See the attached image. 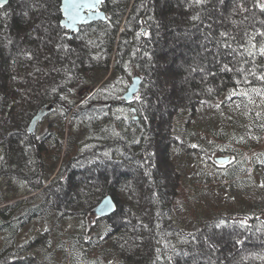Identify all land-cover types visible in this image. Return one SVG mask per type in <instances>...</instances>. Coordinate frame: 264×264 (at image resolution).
Returning <instances> with one entry per match:
<instances>
[{
  "label": "trees",
  "instance_id": "1",
  "mask_svg": "<svg viewBox=\"0 0 264 264\" xmlns=\"http://www.w3.org/2000/svg\"><path fill=\"white\" fill-rule=\"evenodd\" d=\"M61 4L0 5V264H264V0H106L72 37ZM124 64L151 129L82 151L68 113Z\"/></svg>",
  "mask_w": 264,
  "mask_h": 264
},
{
  "label": "rangeland",
  "instance_id": "2",
  "mask_svg": "<svg viewBox=\"0 0 264 264\" xmlns=\"http://www.w3.org/2000/svg\"><path fill=\"white\" fill-rule=\"evenodd\" d=\"M29 11L27 10L28 15L30 14ZM111 72L112 70L110 69V73L100 80L94 89L89 90L85 97L78 98L74 107L68 113L69 122H73L74 129L85 131V138L79 144L82 151L99 144H113L117 140L121 141L120 144L126 142L128 146H135V143L140 141L142 134L149 132L151 129L150 126L148 127L145 124L146 127L141 128V131L139 130V122L141 121L136 109L138 96L129 103H122L123 95L131 84L136 72L142 76L143 74L129 64H124L117 74H111ZM102 84L103 86H101ZM64 108L61 109L64 110ZM71 114H75L74 119L70 118ZM57 115V113L48 115L38 127L37 132L40 133L45 130L50 121ZM113 151L118 153L120 151L125 152L122 146H114L109 153H113ZM54 177L55 175L52 178ZM19 188L18 194L13 198L18 201L19 198L25 200V195L28 192L27 185L20 184ZM31 226L33 228L38 225L31 224L27 226L23 230V234L30 231ZM228 235L226 234L222 238H227ZM11 240L13 239H8L7 243H10ZM19 240V243L24 241L23 238Z\"/></svg>",
  "mask_w": 264,
  "mask_h": 264
},
{
  "label": "water",
  "instance_id": "3",
  "mask_svg": "<svg viewBox=\"0 0 264 264\" xmlns=\"http://www.w3.org/2000/svg\"><path fill=\"white\" fill-rule=\"evenodd\" d=\"M106 0H93L92 8H74L72 4L66 3V0H62L61 11L62 20L61 24L70 31V37L75 33L79 32L84 25H88L94 22H106L108 21V14L102 8L103 3ZM10 0H0V5H8ZM67 9V11L65 10ZM79 12V17L72 21L70 20V14ZM143 83L142 75L136 73L133 77L131 84L129 85L127 91L123 95L122 103H129L135 99V97L140 93L141 86ZM55 110L54 105H46L32 117L29 122V132L32 135L37 134L38 127L44 121V119L50 115ZM232 157L230 155H218L214 158V161L218 165H225L231 161ZM118 205L112 195H106L101 201L93 208L92 214L96 217H108L117 211Z\"/></svg>",
  "mask_w": 264,
  "mask_h": 264
},
{
  "label": "snow or ice",
  "instance_id": "4",
  "mask_svg": "<svg viewBox=\"0 0 264 264\" xmlns=\"http://www.w3.org/2000/svg\"><path fill=\"white\" fill-rule=\"evenodd\" d=\"M96 2H99V0H96ZM66 3L72 4L73 7L77 9L93 7V0H66ZM65 10L67 11V9ZM78 17H79L78 11L73 14H70V20L72 21L76 20ZM261 54L264 55V49H261ZM261 79H264V77H261Z\"/></svg>",
  "mask_w": 264,
  "mask_h": 264
},
{
  "label": "flooded vegetation",
  "instance_id": "5",
  "mask_svg": "<svg viewBox=\"0 0 264 264\" xmlns=\"http://www.w3.org/2000/svg\"><path fill=\"white\" fill-rule=\"evenodd\" d=\"M104 10H105V9H104ZM105 11H106V10H105ZM106 12H107V11H106ZM143 30H144V32H146V28H144ZM136 73H138V72H136Z\"/></svg>",
  "mask_w": 264,
  "mask_h": 264
}]
</instances>
